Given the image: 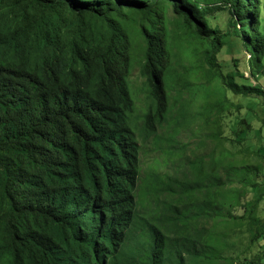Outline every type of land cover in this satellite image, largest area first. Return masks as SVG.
Listing matches in <instances>:
<instances>
[{
	"label": "trees",
	"instance_id": "1",
	"mask_svg": "<svg viewBox=\"0 0 264 264\" xmlns=\"http://www.w3.org/2000/svg\"><path fill=\"white\" fill-rule=\"evenodd\" d=\"M263 8L0 0V264H264Z\"/></svg>",
	"mask_w": 264,
	"mask_h": 264
},
{
	"label": "rangeland",
	"instance_id": "2",
	"mask_svg": "<svg viewBox=\"0 0 264 264\" xmlns=\"http://www.w3.org/2000/svg\"><path fill=\"white\" fill-rule=\"evenodd\" d=\"M205 1H209V0H205ZM263 11H264V8H263ZM226 50H227V48H226ZM230 52H231V55L234 57L235 56L234 50H231ZM139 76H140L139 75V69L135 68L132 75L130 76L129 83H130V88L132 90V95H133L136 107H137L138 111L140 113H142L144 111L143 104H144L145 93L147 92V89H146L145 83H143V78H140ZM260 82L264 86V81L260 80ZM168 119L170 120L171 117H169ZM132 126H134V124H132ZM134 130H135V128H134ZM161 130H163V129H161ZM135 133H136V131H135ZM139 141H141V140H139ZM151 141H152V138H149L146 141L144 152L141 154V172L142 173H144L148 170L147 167L152 162L153 154L148 151V149H151L153 147ZM236 213H239V210Z\"/></svg>",
	"mask_w": 264,
	"mask_h": 264
}]
</instances>
